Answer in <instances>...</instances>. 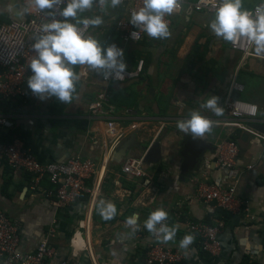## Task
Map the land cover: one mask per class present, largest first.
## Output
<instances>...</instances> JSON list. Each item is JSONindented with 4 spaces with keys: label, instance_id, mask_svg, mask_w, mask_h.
Here are the masks:
<instances>
[{
    "label": "crops",
    "instance_id": "1",
    "mask_svg": "<svg viewBox=\"0 0 264 264\" xmlns=\"http://www.w3.org/2000/svg\"><path fill=\"white\" fill-rule=\"evenodd\" d=\"M195 1L185 0L187 4ZM0 3V21L2 15L9 20H24L35 8L32 5L27 9L19 0ZM260 3L261 0H242V7L250 10ZM106 7V14L97 15L103 22L93 27L91 35L98 41L109 36L111 43L119 45L111 28L120 7L113 6L112 0H107ZM85 14H78V18ZM213 17L204 12H182L172 17L168 37L147 36L141 43L125 46L126 67L132 68L137 58H143L144 69L135 81L112 84V91L122 94L130 104L117 108L114 115L126 130L125 138L135 136L134 141L144 149L143 153L132 150L128 155L141 156L148 150L149 184L130 181L121 174L122 160L116 159V146L110 151L93 206L90 208L89 194L83 193L76 203L59 209L30 187L28 174L0 160V210L18 221L21 251L34 250L55 220L56 232L50 240L55 255L48 264H145L153 233L145 229L143 222L151 211L161 207L168 212L167 224L176 228L175 237L164 243L183 253L184 259L178 264H264V140L217 123L226 117L224 101L233 79L240 91H233L232 99L257 106L258 117L251 126H264V57L237 63L235 75L224 77L219 65L224 70L228 68L225 64L234 66L235 54L228 50L229 41L224 46L208 27ZM192 49H196L197 60L187 62ZM171 53L182 60L169 62L167 56ZM218 57L224 58L223 63ZM82 68L76 69L81 84L75 103L63 115L50 113L54 97L40 99L31 90L27 99L9 107L10 115L15 117L11 133L19 135L24 148L41 162H61L72 156L100 158L109 143L104 123L92 119L87 110L88 103L102 89L100 77L105 70ZM208 95L218 97L220 115L201 107ZM191 110H199L215 121L200 137L177 128V121L187 119ZM56 119L64 124H50ZM162 125L165 127L160 132ZM6 137L3 134L1 138ZM192 138L203 142L205 152L190 166L187 144ZM226 139L237 142L240 149L239 165L228 173L215 167L216 144ZM250 165L252 169L247 168ZM198 180L217 185L237 181L233 209L221 214L214 204L200 201L196 197ZM93 183L94 180L87 183L89 189ZM43 185L52 187L47 181ZM101 201L113 203L115 215L104 218L99 211ZM134 212L139 214L135 230L125 223ZM217 220L225 223L218 256L204 252L195 238L187 248L179 246L183 236L189 234V222Z\"/></svg>",
    "mask_w": 264,
    "mask_h": 264
},
{
    "label": "built area",
    "instance_id": "2",
    "mask_svg": "<svg viewBox=\"0 0 264 264\" xmlns=\"http://www.w3.org/2000/svg\"><path fill=\"white\" fill-rule=\"evenodd\" d=\"M27 9L34 6V0H19ZM2 4V3H0ZM143 4V0H119L120 15L114 21L111 29L120 41L118 47L123 49V60L125 58V46L137 44L144 41L148 36L144 31L135 28L128 23L132 11L137 10ZM261 4V3H260ZM257 4L249 11L253 14ZM1 6V5H0ZM63 3L53 5L52 9L37 10L34 8L24 20L0 21V100L10 101L16 104L20 99H27L31 93L27 88V78L31 72L28 68L33 55L31 48L34 38L39 34L42 23L50 21L53 17L46 15L49 11L59 16V9ZM107 0H93L90 8L85 9L84 17H95L106 14ZM218 6V0H197L187 4L185 0H179V8L171 14H166L164 19L171 25L172 17L182 12L194 13L204 12L214 14ZM81 12V13H83ZM80 14V13H79ZM71 22H76L69 20ZM94 26L89 25L85 31L91 34ZM135 36H132L133 32ZM251 44L245 38H237L229 41L228 50L242 57V63L256 58L250 54ZM125 62V61H124ZM144 60L137 58L132 68L125 67L123 73L117 77L109 72L107 76L100 77L102 89L87 105L88 114L92 119L104 123V133L109 143L100 158L72 156L61 162H41L23 145V141L15 134L11 143L2 140V135L8 136L14 127V118L11 114H0V160L7 163L12 169L20 170L29 175L30 187L44 194L51 200L55 208H65L74 203L83 193L89 194L90 208L99 195V187L102 177H105L106 168L110 158V151L114 149L119 141L125 138L126 130L120 125L117 115H114L113 107L109 105V97L112 84H126L139 79L143 74ZM107 71V70H105ZM86 70L83 68V75ZM233 91H240V85L232 82L230 91L224 101L226 117L217 122L224 127L238 129L248 135H253L264 140V136L254 131L251 127L258 117V107L239 100L232 99ZM165 125H162L160 132ZM146 154L141 156H126L121 162V174L130 181L143 180L142 183L150 182L149 168L146 162ZM240 149L237 142L226 139L219 140L216 144L215 167L226 171H232L239 165ZM252 169L253 166L247 167ZM91 189L87 186L93 181ZM47 181L52 187H45ZM147 185V184H146ZM237 181L217 185L206 181H197L196 197L203 203L214 204L216 208L223 210L233 209L236 202ZM55 220L53 225L40 239L36 248L32 251L23 252L19 246V223L6 211L0 210V264H48V260L55 255L54 247L50 240L56 232ZM225 227L223 220L215 223L208 221H191L186 226V231L199 243L200 248L212 256L221 253L222 245L220 234ZM84 247V246H83ZM81 250V249H78ZM184 259L183 253L158 240L153 234V239L147 245L145 264H178Z\"/></svg>",
    "mask_w": 264,
    "mask_h": 264
},
{
    "label": "clouds",
    "instance_id": "3",
    "mask_svg": "<svg viewBox=\"0 0 264 264\" xmlns=\"http://www.w3.org/2000/svg\"><path fill=\"white\" fill-rule=\"evenodd\" d=\"M63 3L59 9L62 19H55L56 13L49 11L47 16L53 17L42 23L39 34L35 36L31 48L34 50L28 68L30 76L27 78V88L40 99L54 97L60 103H68L73 98L75 82L79 74L74 70L75 65H88L93 69H104L102 74L109 72L119 77L126 64L123 60V49L115 43L102 45L85 29L89 26L100 25L103 21L100 16L79 17L78 14L91 7L93 0H34L37 10L52 9L53 5ZM119 0H112L113 6ZM179 8V0H143V4L130 14L128 23L144 31L152 38H165L170 35L168 22L164 19ZM67 18H73L71 22ZM208 27L217 36L225 41L245 38L251 44L250 54L264 57V0L255 9L253 14L242 7V0H218L214 17ZM136 32L132 33L135 36ZM218 97L208 95L201 107L212 110L217 116L222 108L217 105ZM215 121L203 116L199 110H191L187 119L177 121V128L193 137H200L209 131ZM103 206L99 211L104 218H111L116 213L115 205L101 201ZM138 213L126 217L125 223L133 226ZM168 212L161 207L151 211L143 224L145 229L155 234L156 238L166 242L175 237V226L166 222ZM191 234H185L179 241L181 248H187L193 241Z\"/></svg>",
    "mask_w": 264,
    "mask_h": 264
},
{
    "label": "rangeland",
    "instance_id": "4",
    "mask_svg": "<svg viewBox=\"0 0 264 264\" xmlns=\"http://www.w3.org/2000/svg\"><path fill=\"white\" fill-rule=\"evenodd\" d=\"M10 20L8 19V17H7V15H2V19H1V22H9ZM219 41H220V43H223V45L225 46V45H227V43H226V41L222 38V37H220L219 38ZM224 41V42H223ZM99 42H101V41H99ZM102 44V43H101ZM195 47H197V46H195ZM194 47V48H195ZM208 47H207V53H209L208 52ZM196 52V49H192L191 51H190V55L187 57V62L188 61H190V59H191V61L192 62H194V60L196 59V58H194L195 57V55H194V53ZM220 55V54H219ZM218 55V56H219ZM210 58L209 59H212L211 58V56H209ZM167 58H168V60H169V62H171V63H173V62H178V61H180V60H182V59H180L179 57H176V54H169L168 56H167ZM218 61L220 62V61H222V63H223V59H221L220 57H218ZM221 59V60H220ZM197 60V59H196ZM217 60H216V62H218ZM249 61V60H248ZM131 62V61H130ZM130 62H129V64H130ZM232 62L234 63V66H233V64H232V66L230 67V65L228 66V64L226 65L225 64V66H227L228 68L227 69H223V67H221V65H219V67H220V72L222 73V75H224V77L227 75V76H229L230 75V77L231 76H233V75H235V73H236V67H235V64H237L238 63V65L240 64V63H242V57L241 56H234V58L232 59ZM219 64V63H218ZM74 67V66H73ZM82 67H88V65H77V70H79L80 68H82ZM82 71H83V68L81 69ZM100 70H103V69H100ZM78 73V72H77ZM229 77V78H230ZM233 81V79L231 80V81H229V85L230 84H232L231 82ZM79 84H81V82L80 81H76L75 82V91H74V93H73V98H72V100L70 101V102H68V103H60L59 101H57L55 98L53 99V104H51V107H50V113H54V115H56L57 117L60 115H63L64 113H65V111H67L68 109V107H69V105H71V104H74L75 103V96H76V94L78 93V91H79ZM231 86V85H230ZM230 86H228V88L230 89ZM78 101V100H77ZM56 122H58L59 124H64V122L63 123H61L60 122V119H56L54 122H51L50 124H54V123H56Z\"/></svg>",
    "mask_w": 264,
    "mask_h": 264
},
{
    "label": "water",
    "instance_id": "5",
    "mask_svg": "<svg viewBox=\"0 0 264 264\" xmlns=\"http://www.w3.org/2000/svg\"><path fill=\"white\" fill-rule=\"evenodd\" d=\"M252 129L262 135H264V126H259V125H253L251 126ZM135 136L130 135L129 139L124 138L119 143L117 144L116 147V159L118 160H123L130 151L132 150H138L139 152L143 153V147L134 141ZM187 150L189 153V157L187 159V165L192 166L195 162H197L201 156L202 153L205 152V145L203 142H201L198 139L192 138L191 141L187 144ZM147 155V154H146ZM146 161L149 160V157L145 156Z\"/></svg>",
    "mask_w": 264,
    "mask_h": 264
},
{
    "label": "trees",
    "instance_id": "6",
    "mask_svg": "<svg viewBox=\"0 0 264 264\" xmlns=\"http://www.w3.org/2000/svg\"><path fill=\"white\" fill-rule=\"evenodd\" d=\"M111 37L109 36H105L100 43H102V45L107 46V44H110L111 41ZM129 60V59H128ZM77 69V65L74 66V70L76 71ZM109 105H111L113 107V111L115 112L117 110V108L120 107H125V106H129L130 104L122 97V94H119L118 92L112 91L109 97ZM13 104H11L10 101H1L0 100V114H10V108L12 107ZM77 126H82V123L80 125ZM82 128V127H81ZM16 133H11L10 135H8L6 138H3L2 140H5L8 143H11L13 141V137ZM220 210L221 214H225L223 212V209L218 208Z\"/></svg>",
    "mask_w": 264,
    "mask_h": 264
}]
</instances>
